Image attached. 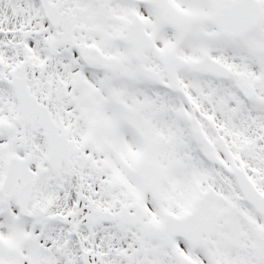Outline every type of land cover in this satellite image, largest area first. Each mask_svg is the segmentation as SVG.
Wrapping results in <instances>:
<instances>
[{"label":"snow or ice","instance_id":"snow-or-ice-1","mask_svg":"<svg viewBox=\"0 0 264 264\" xmlns=\"http://www.w3.org/2000/svg\"><path fill=\"white\" fill-rule=\"evenodd\" d=\"M0 264H264V0H0Z\"/></svg>","mask_w":264,"mask_h":264}]
</instances>
